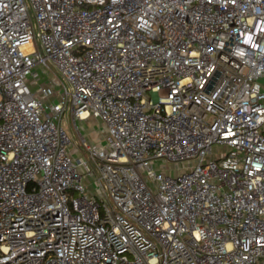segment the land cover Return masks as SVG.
Masks as SVG:
<instances>
[{
    "label": "built area",
    "instance_id": "obj_1",
    "mask_svg": "<svg viewBox=\"0 0 264 264\" xmlns=\"http://www.w3.org/2000/svg\"><path fill=\"white\" fill-rule=\"evenodd\" d=\"M0 264H264V0H0Z\"/></svg>",
    "mask_w": 264,
    "mask_h": 264
},
{
    "label": "rangeland",
    "instance_id": "obj_2",
    "mask_svg": "<svg viewBox=\"0 0 264 264\" xmlns=\"http://www.w3.org/2000/svg\"><path fill=\"white\" fill-rule=\"evenodd\" d=\"M44 79H42L43 81ZM78 125L81 128L82 132L84 135H86L88 138H90V134H95V137H97L98 141H95L98 144L104 143L105 139H104V133H103V129H104V124L100 119L91 117L88 118L84 121H80L78 120ZM63 126L66 128L71 141H72V151L74 154H78V149H76L73 145L77 144V130L74 129L73 127H70L69 123L67 120L63 121ZM78 145V144H77ZM155 164L157 166L158 169L163 170L167 173H171V174H178L181 173L185 170H187V163L185 162H171V161H164L162 159H158L155 161ZM91 179V178H90ZM91 184H90V189L91 191L95 192L97 183L94 179L90 180ZM98 188V187H97ZM72 195V193L70 192V196Z\"/></svg>",
    "mask_w": 264,
    "mask_h": 264
},
{
    "label": "crops",
    "instance_id": "obj_3",
    "mask_svg": "<svg viewBox=\"0 0 264 264\" xmlns=\"http://www.w3.org/2000/svg\"><path fill=\"white\" fill-rule=\"evenodd\" d=\"M91 118V117H90ZM95 118V117H94ZM86 120V119H85ZM82 121H84V120H82ZM83 133V132H82ZM86 136V135H85ZM87 137V136H86ZM88 138V137H87ZM90 141H92V142H95V141H98L97 140V137H95V134H90V138H88ZM96 143V142H95Z\"/></svg>",
    "mask_w": 264,
    "mask_h": 264
}]
</instances>
